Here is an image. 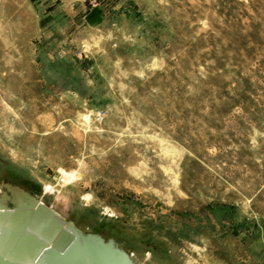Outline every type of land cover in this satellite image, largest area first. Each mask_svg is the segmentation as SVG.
I'll list each match as a JSON object with an SVG mask.
<instances>
[{
    "label": "rangeland",
    "instance_id": "obj_1",
    "mask_svg": "<svg viewBox=\"0 0 264 264\" xmlns=\"http://www.w3.org/2000/svg\"><path fill=\"white\" fill-rule=\"evenodd\" d=\"M3 184L135 264H264V0H0Z\"/></svg>",
    "mask_w": 264,
    "mask_h": 264
},
{
    "label": "water",
    "instance_id": "obj_2",
    "mask_svg": "<svg viewBox=\"0 0 264 264\" xmlns=\"http://www.w3.org/2000/svg\"><path fill=\"white\" fill-rule=\"evenodd\" d=\"M1 188L4 190L0 193V240L6 229L15 230L17 228L26 229L29 235L42 238L43 244L39 253L31 259L23 257L15 250L12 255L6 256V260L0 256V264H54L64 260H75L73 262L75 264H91L87 253L91 247L100 249L104 254V256L98 257L101 261L97 259L95 262L92 259L93 264H135L130 255L119 248L113 240H105L98 234L82 232L76 228L73 222L65 223L48 206L40 204L34 207L37 204L35 197L19 187L3 184ZM17 198L27 199V204L24 201V206L19 207L21 203H18ZM29 204L30 206H28ZM19 208L21 210H18ZM39 220L41 228L38 231L35 227L39 224ZM65 224L73 231L69 232L65 228ZM48 245L53 246L51 250L48 249ZM76 251L77 255L74 256L72 253ZM39 258L40 262L37 263Z\"/></svg>",
    "mask_w": 264,
    "mask_h": 264
},
{
    "label": "bare ground",
    "instance_id": "obj_3",
    "mask_svg": "<svg viewBox=\"0 0 264 264\" xmlns=\"http://www.w3.org/2000/svg\"><path fill=\"white\" fill-rule=\"evenodd\" d=\"M73 177V176H72ZM71 177V178H72ZM69 178V177H68ZM74 179V178H73ZM13 187V186H12ZM46 190H47V192H49V193H53L54 192V190L52 189V188H46ZM26 192V191H25ZM6 198V197H5ZM7 199V198H6ZM18 199V203H21L20 205H19V207H22V205L24 206V203L25 204H27V199L26 200H24V199H22V198H17ZM16 199V200H17ZM36 199V198H35ZM25 201V202H24ZM37 201V200H36ZM24 202V203H23ZM40 204H42V205H45V204H43V203H41V202H38L37 201V204H36V206H34V207H37L38 205H40ZM28 206H30V204L28 205ZM28 206H27V209H28ZM46 206V205H45ZM33 208V207H32ZM31 208V209H32ZM34 209V208H33ZM18 210H21V208H19ZM54 210V209H53ZM56 212V211H55ZM56 214L65 222V223H67L68 224V222L67 221H65L57 212H56ZM67 224H65V228L70 232L71 231V229L70 228H67ZM36 228V230H38L39 231V229L41 228V221L39 220V224L35 227ZM52 231H53V229H52ZM73 231V230H72ZM71 231V232H72ZM46 234H48V233H46ZM15 241H16V244H15ZM42 241H43V239L42 238H39V237H37V236H35V235H29L28 234V230H24V229H6V231H5V233H4V236L2 235V238H1V240H0V256L2 257V258H4L5 260H6V256L7 255H12V252L13 251H15V250H17L18 251V253L20 254V255H22L23 257L25 256V257H27V258H29V259H31L33 256H36L38 253H39V251H40V249H41V247H42ZM52 245H48V249L49 250H51L52 249ZM89 251V252H88ZM87 251V253H88V259H89V262L91 263V264H93V260L96 262L97 261V259L98 260H100L101 261V259L100 258H98V257H100V255L101 256H104V254H103V252L100 250V249H96V248H94V247H91V248H89V250ZM43 254V253H42ZM41 254V255H42ZM74 256L75 255H77V251L76 252H73L72 253ZM17 258H18V256H17ZM40 258H41V256H40ZM40 258L39 259H37V263H39L40 261ZM93 259V260H92ZM73 262H75V260H64V261H62V262H60V263H54V264H75V263H73ZM31 264H33V263H31ZM76 264H78V263H76Z\"/></svg>",
    "mask_w": 264,
    "mask_h": 264
}]
</instances>
